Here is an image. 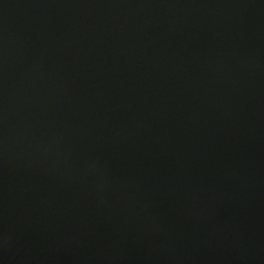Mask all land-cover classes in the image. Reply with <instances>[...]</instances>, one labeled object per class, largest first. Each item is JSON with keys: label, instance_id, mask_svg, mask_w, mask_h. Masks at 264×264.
I'll return each instance as SVG.
<instances>
[{"label": "water", "instance_id": "obj_1", "mask_svg": "<svg viewBox=\"0 0 264 264\" xmlns=\"http://www.w3.org/2000/svg\"><path fill=\"white\" fill-rule=\"evenodd\" d=\"M0 264H264V0H0Z\"/></svg>", "mask_w": 264, "mask_h": 264}]
</instances>
